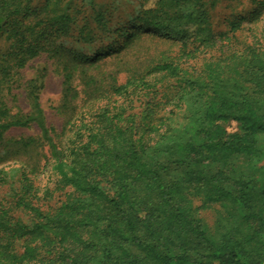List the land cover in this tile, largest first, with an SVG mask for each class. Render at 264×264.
<instances>
[{"label": "trees", "instance_id": "1", "mask_svg": "<svg viewBox=\"0 0 264 264\" xmlns=\"http://www.w3.org/2000/svg\"><path fill=\"white\" fill-rule=\"evenodd\" d=\"M251 2L196 68L184 65L218 44L206 0H140L115 30L98 0H0V184L21 171L13 202L0 203V264H264V0ZM77 31L86 43L116 36L86 54L60 42ZM42 56L62 76L61 130L44 84L26 77ZM173 89L177 123L160 112ZM33 126L39 136L9 134ZM47 167L68 191L43 209L34 178Z\"/></svg>", "mask_w": 264, "mask_h": 264}, {"label": "rangeland", "instance_id": "2", "mask_svg": "<svg viewBox=\"0 0 264 264\" xmlns=\"http://www.w3.org/2000/svg\"><path fill=\"white\" fill-rule=\"evenodd\" d=\"M98 2L108 10L110 16V27L113 30H115L118 26L129 25L133 17L137 15L140 9V0H98ZM206 6L212 18V26L214 27L215 32L218 33V44L215 47L210 48L208 52L200 53L196 58L190 59L187 63H185L184 66H188V64L190 63L196 68H201L206 59L209 58L212 54L219 55L221 52L220 42L222 40L219 34L225 32L230 35L232 34V32H230V25H228L230 20H232L239 14L250 16V14H252L257 8V4L252 3L251 0H206ZM85 10L83 12V15L88 16L86 19L92 24V26L96 27V23L94 22V20L88 19L93 13L91 7L88 6L87 8H85ZM86 19H80V24H83L85 21H87ZM260 24V26L263 27L264 20ZM97 32L100 31L97 30ZM99 34L102 35L101 33ZM247 34H245L244 31H238L237 37L232 40L233 42H231V44H233L234 46L242 47L244 40L247 39ZM115 36L116 32L113 31L109 34V36H103L102 38L96 40L94 43H86L85 41L78 38L77 31L73 36L62 38L60 42L67 47H70L79 52L94 54L96 53L98 48L105 46L106 44H108V42H111L115 38ZM44 66L48 68L47 72L43 71ZM26 77L28 79L38 81L40 80V82L44 84L42 89H40V96L42 105L47 115L48 123L53 124L58 130H61L64 119L59 115L57 107L61 98L62 76L58 74L52 62L48 60L46 56H42L37 58L31 64L30 68L26 70ZM166 81L164 83L165 86L160 90L161 94H159V96H161L162 92L165 91L167 84L176 83L172 78ZM173 90L175 91V94H173V96L170 98L171 101L167 102V104L161 109L160 112L162 114L168 115L169 110L173 109L176 113L172 115V122L177 123L179 121H182L184 117L180 105L182 101L179 102L180 95L178 96L176 94L177 90ZM129 99H134V102L132 103L133 111L139 112L141 110L142 99H140V97L134 93H131ZM20 103L24 111L29 110V101L28 99H26V97L22 96L20 99ZM178 103L179 105H177ZM226 127L228 131H234L239 130L240 125L236 121H230L226 124ZM9 134H31L39 136L41 133L37 126H33L31 128L15 129L10 131ZM9 178V183L0 184V203L6 202L11 204L13 202L14 194L20 186L19 180L21 178V171H18L17 169L12 170ZM57 179L58 178L56 174L53 173L50 167H47L38 177L34 178V184L36 188H38V197H35L34 200L43 209H49L51 207L59 205L60 202L66 197V192L68 191V189H61L57 185ZM12 211L15 216L22 217L25 220L31 219V214L19 207L13 208ZM202 213L207 221H209V223H213L215 216L214 208L203 210Z\"/></svg>", "mask_w": 264, "mask_h": 264}]
</instances>
